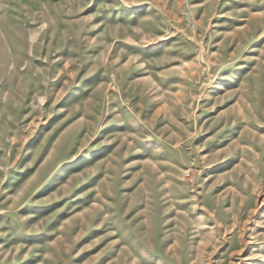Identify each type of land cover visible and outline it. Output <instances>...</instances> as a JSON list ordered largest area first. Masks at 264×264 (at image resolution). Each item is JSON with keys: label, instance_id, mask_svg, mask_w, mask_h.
Returning <instances> with one entry per match:
<instances>
[{"label": "rangeland", "instance_id": "rangeland-1", "mask_svg": "<svg viewBox=\"0 0 264 264\" xmlns=\"http://www.w3.org/2000/svg\"><path fill=\"white\" fill-rule=\"evenodd\" d=\"M0 264H264V0H0Z\"/></svg>", "mask_w": 264, "mask_h": 264}]
</instances>
